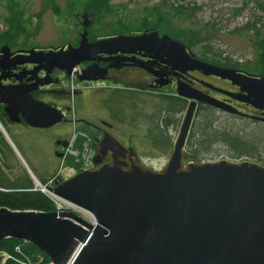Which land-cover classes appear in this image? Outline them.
Wrapping results in <instances>:
<instances>
[{
	"label": "water",
	"instance_id": "95a60500",
	"mask_svg": "<svg viewBox=\"0 0 264 264\" xmlns=\"http://www.w3.org/2000/svg\"><path fill=\"white\" fill-rule=\"evenodd\" d=\"M89 25L82 24L77 46L68 44L47 51L31 48L17 56L22 58L21 63L39 64L34 73L44 70L46 76L57 68L69 77L73 67L92 61L77 78L96 81L106 71L96 61L100 54L147 48L153 58L163 56L162 62L171 69H196L230 80L239 91L228 95L264 110L262 74L200 60L184 43L157 31L90 42L86 30ZM1 58L4 60V48ZM138 66L151 72L144 64ZM160 78L156 86L168 83L165 73H160ZM39 85L43 83L15 86L4 94V101L0 98L11 121L22 120L34 128L63 121L64 114L58 108L32 97L31 91ZM176 90L190 101L161 169L142 166L131 147L103 131L94 143L92 168L46 187L90 212L95 223L70 212L0 207V240L30 243L53 264H66L82 242L72 264H264V165L248 159L184 161V145L197 102L229 114H245L188 84L178 82ZM252 119L264 122V117ZM21 215L28 216L18 217ZM33 215L37 218L32 219Z\"/></svg>",
	"mask_w": 264,
	"mask_h": 264
},
{
	"label": "rangeland",
	"instance_id": "374dc122",
	"mask_svg": "<svg viewBox=\"0 0 264 264\" xmlns=\"http://www.w3.org/2000/svg\"><path fill=\"white\" fill-rule=\"evenodd\" d=\"M88 1L0 0V41L13 39L10 38L13 27L8 18L11 14L9 8L14 4H16V8H13L16 24H20L19 31L22 33L18 36L15 33L18 42L15 43L14 48L20 46L28 50L30 48L47 50L67 43L74 44L77 38L80 39L77 33H81V25L76 24L75 16L77 13L81 15L82 12H87L88 19L92 23L88 29L89 39L128 34L129 30L134 32L157 30L184 43L185 40L190 39L186 31H192L197 33V42L191 43V48L184 44L197 58L211 63L216 61L215 64L235 68L248 74L264 76V59L262 64L258 61L261 56L264 58V54L259 53L260 47L257 43L264 40V0H110L109 10L100 15L94 14L86 7ZM177 5L183 7V14L167 21L171 28L164 23L161 30L157 29L154 24L158 21L154 13L151 16L152 9L159 7L167 13L171 7ZM36 25H39V29L34 35L32 31ZM167 29L175 34L168 32ZM177 32L181 36H176ZM262 42L264 47V41ZM55 76L58 80L43 86L37 98L60 110L64 105L70 106L71 111L67 112L65 117L75 122L77 130L80 129L81 124L79 119L93 123H97L98 120L112 122L113 135L121 143L126 142L133 147L138 161L143 166L153 169H161L164 166L178 134L184 112L176 115L178 118L176 126L164 132V136L171 141V147H163V144L153 145L147 130L154 123L156 113L165 106L161 103V95L151 92L141 93L135 83L132 84L133 82L123 75L120 80V90L118 89L114 95L112 92L99 90L101 86L107 84L106 82L79 83L76 78L73 80L67 76L62 78L61 73ZM137 76L140 80L145 79L142 73H138ZM52 77L54 78V75L51 79ZM126 88L129 90H124ZM82 91L89 93L86 92L82 97ZM98 93L102 94L101 99L104 104L113 109L116 119L112 115L107 116L105 105L98 102ZM197 112L198 109L192 122L199 119ZM212 113L215 124L223 128L249 132L262 123L252 119H242L221 110L213 109ZM2 126L13 150L11 152L4 148V156L10 165L8 169L4 167V181L26 174L33 186L39 187L36 184L37 179L51 177L57 172L60 168V159L56 154L55 143L64 127L70 134L72 133L71 123L65 124L62 121L48 128H34L28 125L8 124L4 120ZM83 133L91 138L87 131ZM186 147L187 145L184 150ZM88 155H92V150H89ZM200 157L204 158L202 161L245 159L231 157L230 151L221 145L214 146L211 151L203 153ZM261 157L264 165V150ZM65 165L61 174L64 179L75 173L74 169ZM36 218L37 216L33 215L32 219ZM36 258L37 262L42 261V256L39 254ZM5 262L3 255L0 254V264Z\"/></svg>",
	"mask_w": 264,
	"mask_h": 264
},
{
	"label": "flooded vegetation",
	"instance_id": "af4514ba",
	"mask_svg": "<svg viewBox=\"0 0 264 264\" xmlns=\"http://www.w3.org/2000/svg\"><path fill=\"white\" fill-rule=\"evenodd\" d=\"M89 17L87 12L77 13L75 18L77 20L76 24L81 25V32L83 31L82 24L85 22H89ZM91 26V25H90ZM89 26V27H90ZM87 28V36H88V29ZM146 30L145 32H147ZM144 31H137L134 33H130L133 35H138L143 33ZM159 33V32H158ZM80 33H77V35ZM160 34V33H159ZM100 38L89 39V41H94ZM18 42V39L16 40ZM15 42V43H16ZM78 38L72 46L78 45ZM15 43H9L8 41L2 42L0 41V98L4 101V94L7 93L11 88L19 85H26V87H33L37 83H43V85H39L38 88L33 89L31 91V95L33 98L38 99L37 96L39 95L40 91L43 89V86L52 84L56 82L57 77L55 74L61 73L63 77H66L64 72L54 68L51 72L46 76L44 70H39L34 73L35 68L39 65L37 63H29L24 62L21 63L23 60L21 57L17 56L19 54H25L28 49L22 48L17 46L14 48ZM68 44V43H67ZM70 44V43H69ZM4 48V60H2V50ZM8 53V56L5 54ZM153 52L147 48L139 49L134 48L133 52H125L120 53L117 52L115 54L107 55V54H100L98 56L97 63L101 68H106L105 74L101 80L96 82H106L107 84L103 87L101 86L99 90H103L106 92H112L114 95L120 86V80L122 75L125 76L129 81L135 83V86L138 87L140 92H151V93H158L161 95L162 102L167 101L169 97L177 101H185L187 106L189 99H185L179 96L176 92L178 82H182L188 84L194 90H198L208 96H211L217 100L225 101L230 103L231 105L235 106L237 109H243L242 112H245L248 115H255L258 114L259 116H264V110H258L253 108L250 105H246L241 103L234 98H232L227 93H236L239 91V88L232 84L230 80L223 79L219 76L212 75V74H204L200 70H187L186 72H182L179 70L171 69L170 67H166V65L162 62L165 59L163 56L160 58H153ZM92 61H87L84 63L79 64L80 70H82L85 66L89 65ZM144 64L151 69V72L146 71L144 68H140L138 64ZM218 65V64H216ZM222 66V65H218ZM226 67V66H222ZM138 73H142L145 75L144 80H140L138 78ZM160 73H165V78L168 80V83L165 86L158 87L156 85V79L160 78ZM54 75V78L51 76ZM53 81V82H52ZM137 81V82H136ZM83 83H94V82H83ZM58 92V91H57ZM62 92V91H59ZM89 91H82V97H84L85 93ZM91 92V91H90ZM99 104L105 105V113L107 116H113L116 119L115 113H113V109L104 104L102 98V94H97ZM96 95V96H97ZM209 105L202 104L200 102L196 103L195 112L197 109L199 110L201 107H207ZM210 107V106H209ZM184 108L181 112L185 111ZM64 112L65 116L66 113L70 111V106L64 105L61 109ZM178 113V114H179ZM118 118V117H117ZM0 119L4 123V120L8 124H19V125H28L24 121L20 122H13L10 120V117L4 113V103H0ZM81 124L79 125L80 129H84L87 131L91 136V143L92 146L95 143L96 139H99L103 131H107L113 135V123L106 120H98L97 123L85 121L82 119ZM65 124L70 123L71 119L66 118L63 120ZM107 122V123H104ZM70 136V132L67 128L64 127V130L61 131V136L57 139L55 143L56 153H60L61 150L65 147L68 142V138ZM125 146L130 147L129 144L125 142ZM94 147V146H93ZM137 155V153H136ZM0 191L4 192V136L0 133Z\"/></svg>",
	"mask_w": 264,
	"mask_h": 264
},
{
	"label": "trees",
	"instance_id": "16d2710c",
	"mask_svg": "<svg viewBox=\"0 0 264 264\" xmlns=\"http://www.w3.org/2000/svg\"><path fill=\"white\" fill-rule=\"evenodd\" d=\"M109 2L110 0H89L86 7L90 11H93L94 14L100 15L101 13L104 14L109 10ZM13 8H16V4L9 8L11 14L9 15L8 21L11 27H13L11 31L12 33H10V38L13 39H10L8 41L9 43H15V38L19 34H22L19 31L20 24H16V18ZM182 9L183 7L180 5L171 7V9L167 13L163 12L162 9H160L159 7L152 9L151 16L154 13L158 21V23H155L154 26H156L157 29L161 30V28L164 27L165 23L171 28L170 24L167 21L169 19H172L174 16L182 15ZM38 29L39 25H36L34 27V30L32 31L34 35L37 33ZM167 30L172 34H175L173 31H170V29ZM257 31L258 29H256V32ZM127 32L129 34L134 33L133 30H129ZM186 32L189 33L190 39L185 40L184 43L188 48H191V43H196L198 40L197 33H194L192 31ZM15 33L17 34V36ZM176 36L179 37L181 36V34L177 32ZM262 41L264 40L262 39L260 41H257L260 47V54H264V47ZM263 59V56H261L258 61L262 64ZM161 103H163L165 106H163V108H160L159 113H156L154 123L151 124L147 131L148 136L153 141V145L163 144V147L166 146L170 148L171 141L164 136V132L166 129L168 130L169 128L176 126V124L178 123V118L176 115L185 108V101H177L169 97L167 101ZM212 110L213 109L209 106L201 107L198 110L197 117H199V119L195 122H192L190 133L186 141L187 147L186 150H184V160L186 162L202 161L204 160V158H201L200 155L211 151L214 146L221 145L223 148H226L230 151L231 157L237 159L247 158L259 163H263L261 153L264 150V123L257 125L256 127L252 128L249 132H245L244 130L240 129L233 130L230 128H223L215 124ZM240 118L243 119V117ZM81 142V139L77 142L78 147L81 146ZM4 148L13 152L8 142L5 140V137ZM66 162L68 166H75L76 170H79V165L74 163L72 159L69 158ZM4 167L7 169L10 167V165L6 161L5 156ZM39 180L46 182L47 178L41 177L39 178ZM32 187L33 183L26 174L22 177L17 176L13 180L4 181L5 190L4 192L0 191V207H7L9 209L18 210L32 209L46 212L54 211L55 208L53 203L41 192L32 190ZM18 244H22L23 250L30 256V258L35 264L49 263V259L46 255L41 253L30 243L23 242L21 240H0V251H6L15 256L14 247ZM37 254L42 256L41 262H37ZM5 264L17 263L13 261H6Z\"/></svg>",
	"mask_w": 264,
	"mask_h": 264
},
{
	"label": "built area",
	"instance_id": "2783aa9c",
	"mask_svg": "<svg viewBox=\"0 0 264 264\" xmlns=\"http://www.w3.org/2000/svg\"><path fill=\"white\" fill-rule=\"evenodd\" d=\"M74 139H75V135L71 138L69 145L65 150V155H72L74 157H78L79 156L78 151L73 149ZM80 157L82 158V160L86 164L87 163L86 153L82 152L80 154ZM50 197L55 202L58 210H72L76 213L87 214L85 211L81 210L80 208H77L75 205H73L69 202L61 201V200L57 199L55 196H50ZM15 252H17L19 256H14L10 253H5V252H2V255H3L4 259H14L15 261H17L20 264H32L30 262V260L24 256V252H22V250L20 249L19 246H15ZM49 264H51V263H49Z\"/></svg>",
	"mask_w": 264,
	"mask_h": 264
},
{
	"label": "bare ground",
	"instance_id": "6f19581e",
	"mask_svg": "<svg viewBox=\"0 0 264 264\" xmlns=\"http://www.w3.org/2000/svg\"><path fill=\"white\" fill-rule=\"evenodd\" d=\"M0 129H2L1 125H0ZM45 191V190H44ZM55 195V194H54ZM56 196V195H55ZM61 200V199H59ZM63 201V200H61ZM64 212V211H63ZM25 216H28V215H21V216H18V217H25ZM61 221V220H60ZM59 222V221H58ZM84 243H78L77 246H76V249L74 250L75 252L73 253V256L70 258V260L66 263V264H72V262L74 261L75 257L77 256L78 252L81 250V248L83 247ZM24 256L25 257H29L27 255V253L24 251ZM49 259V258H48ZM11 261L15 262V263H18L17 261H15L14 259H12ZM49 263L53 264L50 259H49Z\"/></svg>",
	"mask_w": 264,
	"mask_h": 264
}]
</instances>
